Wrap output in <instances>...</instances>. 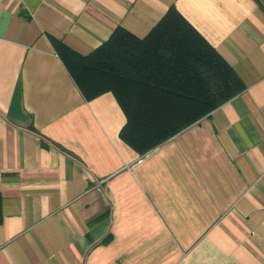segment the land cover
Instances as JSON below:
<instances>
[{"label": "crops", "instance_id": "0c3cea01", "mask_svg": "<svg viewBox=\"0 0 264 264\" xmlns=\"http://www.w3.org/2000/svg\"><path fill=\"white\" fill-rule=\"evenodd\" d=\"M170 6L244 89L140 153L51 37L86 54ZM0 194V264H264V0H0Z\"/></svg>", "mask_w": 264, "mask_h": 264}, {"label": "trees", "instance_id": "16d2710c", "mask_svg": "<svg viewBox=\"0 0 264 264\" xmlns=\"http://www.w3.org/2000/svg\"><path fill=\"white\" fill-rule=\"evenodd\" d=\"M51 40L86 99L115 94L127 115L120 136L140 153L244 89L232 65L175 6L145 36L118 25L86 54Z\"/></svg>", "mask_w": 264, "mask_h": 264}]
</instances>
